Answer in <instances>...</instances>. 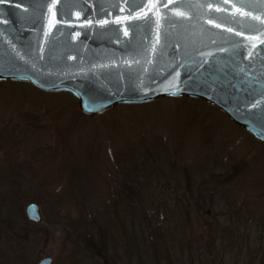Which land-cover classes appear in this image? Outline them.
Listing matches in <instances>:
<instances>
[{
	"label": "rangeland",
	"instance_id": "1",
	"mask_svg": "<svg viewBox=\"0 0 264 264\" xmlns=\"http://www.w3.org/2000/svg\"><path fill=\"white\" fill-rule=\"evenodd\" d=\"M134 161L155 173L146 186L130 173ZM188 185L205 188L199 210ZM0 197L16 202L12 212L0 205L1 220L9 211L20 223L24 205L38 204L42 232L28 235L26 264H175L166 247L179 238L200 249L184 264H264V144L199 99L159 97L87 117L67 92L0 81ZM227 227L225 237L213 231ZM2 232L6 264L11 234Z\"/></svg>",
	"mask_w": 264,
	"mask_h": 264
},
{
	"label": "water",
	"instance_id": "2",
	"mask_svg": "<svg viewBox=\"0 0 264 264\" xmlns=\"http://www.w3.org/2000/svg\"><path fill=\"white\" fill-rule=\"evenodd\" d=\"M148 5L160 0H0V81L67 92L87 117L195 98L264 144V0ZM23 212L40 222L36 202Z\"/></svg>",
	"mask_w": 264,
	"mask_h": 264
},
{
	"label": "trees",
	"instance_id": "3",
	"mask_svg": "<svg viewBox=\"0 0 264 264\" xmlns=\"http://www.w3.org/2000/svg\"><path fill=\"white\" fill-rule=\"evenodd\" d=\"M144 163L145 162L134 161L132 164H130L128 166V168L131 167L133 169V170H131L130 173H132V172L136 173V174H134V176L137 175V176H135V178H137L139 180H135V181H137V184H139V187L143 186V185L146 186V184L150 183L149 178L150 177H152V178L155 177L154 176L155 173H153L151 170L149 171L148 169H146L144 167ZM139 170L141 172H138ZM149 172H151V173H149ZM137 173H139L141 175H138ZM127 174L128 173L126 172V176H127ZM187 180H190V178L187 179ZM132 189H134V188H132ZM136 189L137 190L134 189V192L137 195L136 194H135V196L132 195L133 197H136V199H135L136 201L133 199V197H131L130 200L133 202V204L129 207V210H128L130 212V214L132 215V217H134V215H137L138 211L134 210V209H137V206L139 204L137 202H140L139 200H141V196H142V194H140L141 193L140 189L138 187ZM194 189H196V188H194ZM204 190H205V188H197L196 192H193V190L189 187V185L186 187V191L188 192L186 197H188L189 200L193 201L194 206H195V208L197 210H199V207H201V205H202L201 203H204V201H203L204 198L202 197V193L204 192ZM129 192L130 191L128 190V192L126 193V197L130 196ZM207 201H209L210 205L212 206V200H210L209 196H208L206 202ZM179 203H180L179 204L180 208L182 206H186L187 205V204L182 205V200ZM0 205L9 207V211L12 212L14 210V209H12V206L15 208V205H16L15 197H14V199L0 197ZM129 205H130V203H129ZM9 211H8V213L6 212V214L2 218V220L0 219V221H1L0 222V229L3 231L2 233L3 234H11V238H9L8 235L6 236V241H10L11 242L10 246L12 247V249H11V251L7 252V254L5 256V258L7 260H5V263L6 264H11L13 257H20V264H26L27 260L25 258V255L27 254L26 253L27 251L25 252V249L27 247H29V245H30L29 243H27L28 240H29V236L28 235L32 234L35 237L36 236L35 234L39 235L42 232L41 231L42 229H41L40 226L35 225L36 223H33L34 225L30 224L31 226L29 227L28 226L29 224L27 223V221L23 217H22V220H21L22 222H20V223L17 222L18 219H16L14 216H10L9 215L10 214ZM168 223L170 224L169 221H168ZM22 224H24V225H22ZM17 225H18V227H17ZM213 231L216 232V234L219 237H225V234L228 233L230 230H228V227H227L225 229H221V228L216 229V228H214ZM171 233H173V231ZM167 234H169V231H168ZM179 237H180V235H179ZM180 240L181 239L179 238V244L178 245L170 244L171 247H166V250L172 249V252L175 253L176 256L173 259L175 264H184L186 261L190 262L191 258L193 259V257H196V258L200 257L199 253L195 256L190 251V247H192L191 250L195 249L196 252H199V250H200L198 248V246H195V247L191 246V245H194L193 241L186 240L184 242V241H180ZM176 246H180V250L178 248L176 249ZM183 246H185V247H183ZM17 249H19L18 253L17 254L13 253ZM204 250H205V248H204Z\"/></svg>",
	"mask_w": 264,
	"mask_h": 264
},
{
	"label": "snow or ice",
	"instance_id": "4",
	"mask_svg": "<svg viewBox=\"0 0 264 264\" xmlns=\"http://www.w3.org/2000/svg\"><path fill=\"white\" fill-rule=\"evenodd\" d=\"M215 3H220L221 0H214ZM158 6H166V0H160V5H148L149 9H154ZM237 11L239 12L240 9H237ZM241 14H244V13H241ZM131 18V17H129ZM136 18H139V17H136ZM257 19H259V17H257ZM253 47H255V45H253Z\"/></svg>",
	"mask_w": 264,
	"mask_h": 264
}]
</instances>
